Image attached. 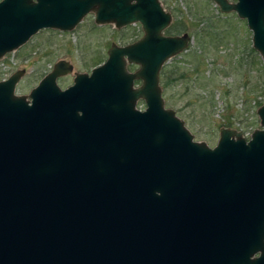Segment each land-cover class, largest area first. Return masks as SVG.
Returning a JSON list of instances; mask_svg holds the SVG:
<instances>
[{"label": "water", "instance_id": "95a60500", "mask_svg": "<svg viewBox=\"0 0 264 264\" xmlns=\"http://www.w3.org/2000/svg\"><path fill=\"white\" fill-rule=\"evenodd\" d=\"M89 10L143 33L64 88V59L26 95L22 70L0 79V264H264V102L248 139L195 140L164 106L161 67L189 36L164 32L160 0H0V57ZM248 26L264 61V12Z\"/></svg>", "mask_w": 264, "mask_h": 264}, {"label": "rangeland", "instance_id": "374dc122", "mask_svg": "<svg viewBox=\"0 0 264 264\" xmlns=\"http://www.w3.org/2000/svg\"><path fill=\"white\" fill-rule=\"evenodd\" d=\"M160 1L171 14L164 32L178 23V30L169 34L189 36L187 46L161 67L164 106L174 110L195 140L209 146L216 144L221 127L237 129L248 139L261 127L256 110L264 102V61L251 49V31L240 18L220 12L212 0ZM142 33L137 24L121 28L112 22L96 24L90 12L69 30L42 28L6 52L0 57V79L22 70L15 93L26 95L57 60L65 59L72 69L56 79L65 87L74 73L104 61L112 43H130ZM137 67L128 65L130 70ZM169 76L177 78L163 86ZM139 83L140 79L134 81ZM136 106L145 107L142 98Z\"/></svg>", "mask_w": 264, "mask_h": 264}, {"label": "flooded vegetation", "instance_id": "af4514ba", "mask_svg": "<svg viewBox=\"0 0 264 264\" xmlns=\"http://www.w3.org/2000/svg\"><path fill=\"white\" fill-rule=\"evenodd\" d=\"M213 2H215L216 4H217V7H218V10L220 11V12H222V13H224V14H226V16H228V17H236V18H240L244 23H245V25H246V27L251 31V49L253 50V51H256V52H258L257 51V49L253 46V40H252V36H253V31H252V29L248 26V16H250V15H253V16H257V15H259V12H264V0H241V14L239 13V11L237 10V9H235L234 8V4L235 3H237L239 0H225L226 2H227V4H229V9L228 10H222L221 9V7H220V5L215 1V0H212ZM161 2V1H160ZM263 10V11H262ZM90 12H93V15H94V11H92V10H89L87 13H85L83 16H82V18L85 16V15H87L88 13H90ZM81 18V19H82ZM80 19V20H81ZM79 22V21H78ZM77 22V23H78ZM94 22L97 24L98 22L95 20V16H94ZM76 23V24H77ZM75 24V25H76ZM98 24H103V23H98ZM114 24V23H113ZM129 24H137V25H139L140 26V28L142 29V26H141V23L140 22H138V21H136V22H131V23H128V24H125V25H122V26H124V27H127ZM74 25V26H75ZM115 26V25H114ZM122 26H119L120 28L122 27ZM115 27H117V26H115ZM118 27V28H119ZM42 28H54V27H42ZM42 28H39L37 31H39L40 29H42ZM55 29H57V28H55ZM36 31V32H37ZM142 32H143V30H142ZM32 36V35H31ZM30 36V37H31ZM29 37V38H30ZM139 37V36H138ZM137 37V38H138ZM28 38V39H29ZM136 38V39H137ZM27 39V40H28ZM135 40V39H134ZM134 40H132V41H134ZM131 41V42H132ZM129 43V42H128ZM123 44H126V43H123ZM120 45H122V44H120ZM259 53V52H258ZM261 56V55H260ZM262 58V57H261ZM65 60V59H64ZM105 60V59H104ZM103 62V61H102ZM54 65V64H53ZM98 65V64H97ZM128 65L129 64H127V68H128ZM53 67V66H52ZM94 67V66H93ZM129 69V68H128ZM50 70H51V68H50ZM50 70H48L47 72H49ZM91 70V69H90ZM90 70L89 71H80V72H90ZM130 70V69H129ZM46 72V73H47ZM46 73H44L43 75H42V77L46 74ZM74 75H75V73H74ZM41 77V78H42ZM74 77V76H73ZM73 77H72V80H73ZM40 78V79H41ZM39 79V80H40ZM135 80H137L138 81V79H135ZM71 83H72V81H71ZM70 83V84H71ZM69 85V84H68ZM66 87V86H65ZM62 88H64V87H62ZM140 109V108H139ZM263 240H264V238H263ZM260 253H261V250H258V251H255L254 253H252V254H250V257H255V256H258V255H260Z\"/></svg>", "mask_w": 264, "mask_h": 264}, {"label": "trees", "instance_id": "16d2710c", "mask_svg": "<svg viewBox=\"0 0 264 264\" xmlns=\"http://www.w3.org/2000/svg\"><path fill=\"white\" fill-rule=\"evenodd\" d=\"M178 27H179V24L178 23H175L174 25H171L167 31L168 33H172V31H176L178 30ZM164 72V70H163ZM177 77L175 76H169V77H166V79L163 80V86H166L167 84H170V82L174 79H176Z\"/></svg>", "mask_w": 264, "mask_h": 264}]
</instances>
